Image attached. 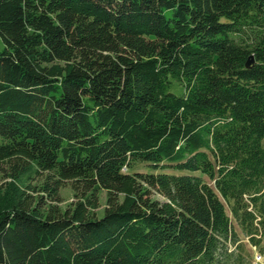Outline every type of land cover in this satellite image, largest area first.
Instances as JSON below:
<instances>
[{"label": "trees", "instance_id": "obj_1", "mask_svg": "<svg viewBox=\"0 0 264 264\" xmlns=\"http://www.w3.org/2000/svg\"><path fill=\"white\" fill-rule=\"evenodd\" d=\"M0 37V264H245L264 0H0Z\"/></svg>", "mask_w": 264, "mask_h": 264}, {"label": "rangeland", "instance_id": "obj_2", "mask_svg": "<svg viewBox=\"0 0 264 264\" xmlns=\"http://www.w3.org/2000/svg\"><path fill=\"white\" fill-rule=\"evenodd\" d=\"M5 49V45L0 37V53L3 52ZM174 92L175 88L173 89ZM150 171L149 168L145 164H140L136 163L133 165V168L131 170H127L126 172L132 173V172H140V173H145ZM159 172V171H157ZM167 173L169 171H166ZM46 175L36 178V181L33 183L34 187H37L40 189V187L44 184ZM207 183L213 186V182L210 181L208 178H204ZM8 182V180H3L2 176L0 174V185L5 187V183ZM5 192L6 188L3 190ZM41 193L40 195H44L45 193L43 191L39 192ZM59 197L61 199V203L58 204L59 208L62 211H65L67 208L71 207L72 204L77 200L75 197V193L71 187V185L68 183L63 184V186L59 189ZM156 199L163 201L164 199L157 194H154ZM222 199V198H221ZM223 200V199H222ZM224 201V200H223ZM46 202L50 203L49 197H46ZM99 203H100V208L96 212L98 217H102L106 208H107V194L104 191L99 192ZM47 211V208L45 209ZM227 212L230 214L229 209H227ZM239 231V230H238ZM240 233V231H239ZM240 243L242 244L240 248V255L241 258L244 260L245 264H264V237L261 239L260 245L258 248H256L249 240V237H245L240 233ZM236 246L232 247V250H234Z\"/></svg>", "mask_w": 264, "mask_h": 264}, {"label": "water", "instance_id": "obj_3", "mask_svg": "<svg viewBox=\"0 0 264 264\" xmlns=\"http://www.w3.org/2000/svg\"><path fill=\"white\" fill-rule=\"evenodd\" d=\"M253 63V60L248 61L247 67H249Z\"/></svg>", "mask_w": 264, "mask_h": 264}]
</instances>
